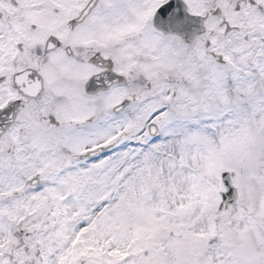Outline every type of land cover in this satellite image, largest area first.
Masks as SVG:
<instances>
[{
  "label": "snow or ice",
  "instance_id": "1",
  "mask_svg": "<svg viewBox=\"0 0 264 264\" xmlns=\"http://www.w3.org/2000/svg\"><path fill=\"white\" fill-rule=\"evenodd\" d=\"M0 264H264V0H0Z\"/></svg>",
  "mask_w": 264,
  "mask_h": 264
}]
</instances>
